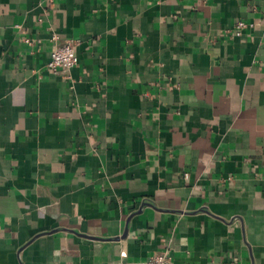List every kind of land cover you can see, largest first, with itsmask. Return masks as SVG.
I'll list each match as a JSON object with an SVG mask.
<instances>
[{"label":"crops","instance_id":"0c3cea01","mask_svg":"<svg viewBox=\"0 0 264 264\" xmlns=\"http://www.w3.org/2000/svg\"><path fill=\"white\" fill-rule=\"evenodd\" d=\"M165 251L264 264V0H0V264Z\"/></svg>","mask_w":264,"mask_h":264},{"label":"built area","instance_id":"2783aa9c","mask_svg":"<svg viewBox=\"0 0 264 264\" xmlns=\"http://www.w3.org/2000/svg\"><path fill=\"white\" fill-rule=\"evenodd\" d=\"M19 27V26H18ZM248 25L244 22H239L234 30L237 36H241L244 29ZM57 37L54 38L56 40ZM29 43V40H26ZM78 57L76 53V44L67 42L64 45L58 46L51 53L50 60L46 65L48 72L58 75L63 72H69L78 65ZM144 264H173V254L170 251L161 252L152 256Z\"/></svg>","mask_w":264,"mask_h":264}]
</instances>
